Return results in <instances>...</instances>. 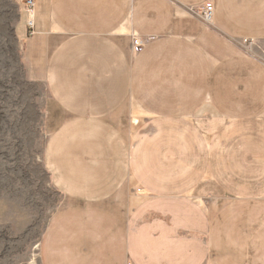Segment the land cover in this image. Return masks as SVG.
I'll return each mask as SVG.
<instances>
[{
    "label": "crops",
    "instance_id": "1",
    "mask_svg": "<svg viewBox=\"0 0 264 264\" xmlns=\"http://www.w3.org/2000/svg\"><path fill=\"white\" fill-rule=\"evenodd\" d=\"M35 2L43 264H264V0Z\"/></svg>",
    "mask_w": 264,
    "mask_h": 264
},
{
    "label": "rangeland",
    "instance_id": "2",
    "mask_svg": "<svg viewBox=\"0 0 264 264\" xmlns=\"http://www.w3.org/2000/svg\"><path fill=\"white\" fill-rule=\"evenodd\" d=\"M26 9L25 0H0V264H41L59 202L45 164L48 89L27 56L36 7L32 28Z\"/></svg>",
    "mask_w": 264,
    "mask_h": 264
},
{
    "label": "built area",
    "instance_id": "3",
    "mask_svg": "<svg viewBox=\"0 0 264 264\" xmlns=\"http://www.w3.org/2000/svg\"><path fill=\"white\" fill-rule=\"evenodd\" d=\"M26 2V5L28 7L27 12L30 13L29 16H30V23H29V26L32 28V22L34 20V16H35V7H36V2L35 0H25ZM201 16H202V19L204 20V22L206 23H212V20H213V16H214V6L212 3H207L203 9L201 10ZM132 39H133V49L135 52H139L141 51L142 47H143V42L140 41V37L138 34L136 33H133L132 34ZM246 44H249L251 43L252 45V41H245Z\"/></svg>",
    "mask_w": 264,
    "mask_h": 264
},
{
    "label": "bare ground",
    "instance_id": "4",
    "mask_svg": "<svg viewBox=\"0 0 264 264\" xmlns=\"http://www.w3.org/2000/svg\"><path fill=\"white\" fill-rule=\"evenodd\" d=\"M41 264H43V257H42V245H41Z\"/></svg>",
    "mask_w": 264,
    "mask_h": 264
}]
</instances>
